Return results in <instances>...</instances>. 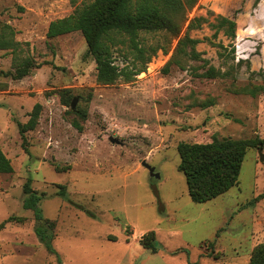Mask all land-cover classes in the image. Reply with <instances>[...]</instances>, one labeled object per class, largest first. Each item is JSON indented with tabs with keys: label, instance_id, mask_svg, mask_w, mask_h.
I'll use <instances>...</instances> for the list:
<instances>
[{
	"label": "rangeland",
	"instance_id": "374dc122",
	"mask_svg": "<svg viewBox=\"0 0 264 264\" xmlns=\"http://www.w3.org/2000/svg\"><path fill=\"white\" fill-rule=\"evenodd\" d=\"M94 1L0 0V42L12 43L0 47V146L14 168L0 174V224L12 219L0 229V264H250L253 247L264 243V144L248 150L236 186L202 204L190 198L178 145L264 141V0H199L186 16L207 23L188 31L186 22L181 36L202 41L200 61L182 58L185 70L164 73L177 40L143 32V45L161 49L136 82L112 86L97 83L81 32L47 38L51 22ZM219 17L236 18L234 41L223 32L212 39L209 24ZM129 45L114 47L121 67L133 60ZM28 57L40 67L15 79ZM210 68L219 76H197ZM36 104L38 124L24 143L18 125ZM29 180L45 194L42 216L56 223V254L24 207ZM152 231L157 253L142 244Z\"/></svg>",
	"mask_w": 264,
	"mask_h": 264
},
{
	"label": "trees",
	"instance_id": "16d2710c",
	"mask_svg": "<svg viewBox=\"0 0 264 264\" xmlns=\"http://www.w3.org/2000/svg\"><path fill=\"white\" fill-rule=\"evenodd\" d=\"M260 1L255 0V5ZM198 2L199 0H95L82 9L76 10L74 14L51 22L47 38L56 39L74 32H81L86 41L88 53L95 60L99 85L112 86L120 79L125 83H134L139 75L147 71L148 64L161 49L156 46L143 45L140 40L143 32H167L170 34V43L172 40H177L174 54L163 68L166 74L174 65L185 70L182 58L193 61L202 59L201 53L196 50V46L202 41L191 38L189 32L184 37L181 36L186 22H189L188 31L199 29L202 24L207 23L204 17L189 20L186 16L187 11L193 9ZM209 26L214 31L212 39H218L221 32L231 41L236 39V18L219 17L215 24H209ZM126 39L130 44L133 60L130 64L121 67L116 63L114 47L117 44L124 45ZM11 45L12 43L8 40L0 42V47L3 49ZM213 45L226 49L222 43H213ZM163 51L165 54L168 53L167 49ZM232 52H235V48ZM39 67L40 64L33 57H28L16 68L14 78L21 80ZM197 76L215 78L219 75H216L215 70L210 68L206 73ZM61 99L66 104L70 103L71 90H62ZM41 109L42 106L36 104L30 120L26 124L18 125L24 143L26 142L25 134L35 130ZM82 118L85 120L86 116L83 114ZM73 125L79 131L83 130L78 122H74ZM263 144L264 141L259 139H222L211 143L194 144L181 142L178 145L181 159L179 170L186 177L192 201L198 204L212 201L236 186L239 183V176L248 150ZM13 171L11 160L0 146V174H11ZM24 193L27 196L24 207L33 209L35 212L37 236L50 254H56L53 248L56 223L44 218L40 207L45 194L39 196L31 187L30 180L24 186ZM57 194L64 196L65 187L62 186V191ZM11 220L10 218L0 224V229H4ZM142 244L152 253L158 252L154 231L143 236ZM250 264H264V243L254 247Z\"/></svg>",
	"mask_w": 264,
	"mask_h": 264
},
{
	"label": "water",
	"instance_id": "95a60500",
	"mask_svg": "<svg viewBox=\"0 0 264 264\" xmlns=\"http://www.w3.org/2000/svg\"><path fill=\"white\" fill-rule=\"evenodd\" d=\"M76 103H77V99H74V101L72 102V110L75 109ZM111 141H112L113 143H117V141H116L114 138H111ZM259 154H260V160H261V161H264V154L262 153V148H260V150H259ZM143 164H144V165L150 170V172H151V174H152L153 176H156L157 178L160 177V175L155 174V169H154V168H151L148 164H146V162H144Z\"/></svg>",
	"mask_w": 264,
	"mask_h": 264
},
{
	"label": "crops",
	"instance_id": "0c3cea01",
	"mask_svg": "<svg viewBox=\"0 0 264 264\" xmlns=\"http://www.w3.org/2000/svg\"><path fill=\"white\" fill-rule=\"evenodd\" d=\"M254 248V247H253Z\"/></svg>",
	"mask_w": 264,
	"mask_h": 264
}]
</instances>
